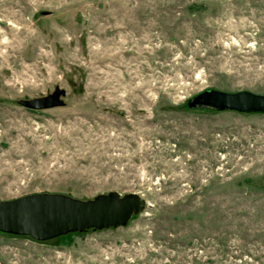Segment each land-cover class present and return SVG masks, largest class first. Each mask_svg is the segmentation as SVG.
<instances>
[{"label": "rangeland", "instance_id": "obj_1", "mask_svg": "<svg viewBox=\"0 0 264 264\" xmlns=\"http://www.w3.org/2000/svg\"><path fill=\"white\" fill-rule=\"evenodd\" d=\"M208 89L264 95V0H0V200H145L123 226L0 233V264H264V112L190 105Z\"/></svg>", "mask_w": 264, "mask_h": 264}, {"label": "water", "instance_id": "obj_2", "mask_svg": "<svg viewBox=\"0 0 264 264\" xmlns=\"http://www.w3.org/2000/svg\"><path fill=\"white\" fill-rule=\"evenodd\" d=\"M55 89L51 94L17 102L26 108L44 109L60 105ZM190 105L210 106L239 112H264V95L250 91L223 92L208 89L191 99ZM145 200L136 193L115 191L79 199L57 192H38L0 200V231L26 235L44 241L68 232L88 228L123 226L133 214L142 211Z\"/></svg>", "mask_w": 264, "mask_h": 264}, {"label": "trees", "instance_id": "obj_3", "mask_svg": "<svg viewBox=\"0 0 264 264\" xmlns=\"http://www.w3.org/2000/svg\"><path fill=\"white\" fill-rule=\"evenodd\" d=\"M187 108H189L188 106H186ZM199 107H206V106H199ZM208 108H210V109H213V110H216V109H214V108H212V107H210V106H207ZM189 109H192V108H189ZM92 229V228H91ZM77 232V231H76ZM0 233H4V234H10V233H5V232H1L0 231ZM11 236H18V237H27V238H29V239H32L31 237H29V236H26V235H14V234H10ZM60 236H63V235H60ZM60 236H56V237H60ZM32 240H34V239H32ZM34 241H38V240H34ZM45 241H47V240H45ZM38 242H44V241H38Z\"/></svg>", "mask_w": 264, "mask_h": 264}]
</instances>
